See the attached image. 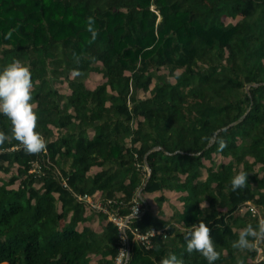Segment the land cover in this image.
<instances>
[{"label":"trees","instance_id":"trees-1","mask_svg":"<svg viewBox=\"0 0 264 264\" xmlns=\"http://www.w3.org/2000/svg\"><path fill=\"white\" fill-rule=\"evenodd\" d=\"M207 1L0 0V68L13 58L30 68L45 144L26 152L0 114L8 137L0 171L12 173L0 175V264L111 263L117 226L77 200L95 192L121 215L139 198L147 209L132 226L159 231L149 248L134 243L129 264H160L169 253L208 264L186 250L185 233L199 221L220 254L214 264H264V237L232 247L247 224L264 220V0ZM93 72L109 91L88 87ZM258 163L261 177L247 172ZM241 171L247 182L233 191ZM168 189L183 204L170 215ZM154 193L158 213L144 200ZM248 203L257 214L242 211Z\"/></svg>","mask_w":264,"mask_h":264},{"label":"clouds","instance_id":"clouds-1","mask_svg":"<svg viewBox=\"0 0 264 264\" xmlns=\"http://www.w3.org/2000/svg\"><path fill=\"white\" fill-rule=\"evenodd\" d=\"M93 18L89 17L87 29L92 38L97 35L93 27ZM10 33L6 34V37ZM32 79L30 68L19 59L13 58L11 62L0 68V114H3L11 123V134L18 140L28 153H38L45 148L41 135L36 131L37 114L33 110L31 101ZM7 133L0 132V144L7 140ZM223 147V142L220 143ZM247 182V172H239L230 178L233 191L243 188ZM210 228L204 221L191 224L185 233L186 250L200 253L208 264H214L219 258L214 242L210 237ZM249 237H264V220L258 222L256 227L247 224L233 242V248L247 249L251 246ZM160 264H183V260L175 253L162 257ZM237 264H244L242 259Z\"/></svg>","mask_w":264,"mask_h":264},{"label":"built area","instance_id":"built-area-1","mask_svg":"<svg viewBox=\"0 0 264 264\" xmlns=\"http://www.w3.org/2000/svg\"><path fill=\"white\" fill-rule=\"evenodd\" d=\"M33 165L35 167L34 169L40 168L38 163H34ZM139 195L140 193H138V197ZM77 200L84 203L90 211L107 214L108 218L117 226L119 232V251L114 260L109 264H129L132 257L134 243L137 242L149 248L151 244L150 238L155 233L159 232L155 228H152L147 232H141L132 226V220L140 218L147 209V206H143V203L139 201V198L134 199V203L131 206V212L126 215H121L118 212L113 211L110 206L115 203V201L108 200L107 202H103L100 200L98 192L78 194ZM246 210L251 211L253 214L258 213V208L251 203H248L242 208V211ZM258 252V260L264 259V251L261 247H258Z\"/></svg>","mask_w":264,"mask_h":264},{"label":"rangeland","instance_id":"rangeland-1","mask_svg":"<svg viewBox=\"0 0 264 264\" xmlns=\"http://www.w3.org/2000/svg\"><path fill=\"white\" fill-rule=\"evenodd\" d=\"M205 4L206 5H209V2L206 0ZM239 17H240V15H233L232 17L224 18V20L226 22H235V21H237V19ZM163 71L166 72V70H163ZM180 72H181V69H178L176 71V73H180ZM170 78L172 79V81L174 83L176 82V77L174 75H170ZM98 84H100V85H98ZM87 85H88L89 88H92V90L95 89L98 86H104L105 88H107L108 91L110 90V87L107 85L106 79L99 72H93V73H91V75L89 76V79L87 80ZM57 87L59 88L60 91H69V88L67 86V83H60V82H58L57 83ZM95 169H98V168H95ZM0 175L2 177H4V179L9 180V179H11L12 173H2V171H0ZM179 196H180V192H176L175 194H173V196H171L172 201H170L171 203L169 205H168L167 202H164L163 203V205L164 204L166 205L165 206V209L166 210L163 209L164 212L167 211L169 215L172 213L173 209L170 206L171 204L174 205L178 210L183 208V204H182V201L179 199ZM144 200L147 202V205L148 206H150V204L153 203V200L151 198L148 199V197H144ZM154 202H156V201H154ZM158 209L160 210L159 207H158ZM93 225L94 226H98L99 223L96 221V222H93Z\"/></svg>","mask_w":264,"mask_h":264},{"label":"crops","instance_id":"crops-1","mask_svg":"<svg viewBox=\"0 0 264 264\" xmlns=\"http://www.w3.org/2000/svg\"><path fill=\"white\" fill-rule=\"evenodd\" d=\"M225 162H227L229 159L228 158H224ZM251 161H253L254 159L253 158H250ZM244 170L246 169L245 167L243 168ZM247 170V169H246ZM248 173H252V172H258L259 173V176L261 177L263 175V170H262V164L258 163V164H255L252 166V170H247ZM15 186V185H14ZM177 191L175 190H166L164 191V194L166 196V200L165 202L168 203V205L171 203L170 201H172V198L171 196H173V194H175ZM160 195V193H154V194H149L147 195L146 197L151 198L153 200V203L150 204V208L155 212V213H158L159 212V209H158V205L156 204L157 202H154L156 201V198ZM165 204L163 205V209H165ZM165 214L166 215H169L167 211H165Z\"/></svg>","mask_w":264,"mask_h":264}]
</instances>
